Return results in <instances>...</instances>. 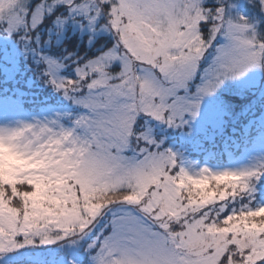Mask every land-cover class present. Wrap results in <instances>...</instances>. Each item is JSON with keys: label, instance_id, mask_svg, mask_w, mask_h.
<instances>
[{"label": "snow or ice", "instance_id": "obj_1", "mask_svg": "<svg viewBox=\"0 0 264 264\" xmlns=\"http://www.w3.org/2000/svg\"><path fill=\"white\" fill-rule=\"evenodd\" d=\"M0 0V32L32 45L46 83L85 109L74 128H0V255L89 237L91 264H264V206L226 212L260 169L189 174L147 117L175 127L227 79L264 67V40L204 0ZM113 36L91 54L44 56L39 27L58 7ZM264 12V0H259ZM68 17L57 15L53 23ZM226 43L201 61L216 36ZM68 64L74 76L58 75ZM199 77V82L196 79ZM194 91L190 92V88ZM74 94V95H73ZM75 129H79L78 134ZM133 143L135 147H133ZM132 149L134 155L124 153ZM15 158L27 161L19 167ZM96 230L93 232V230Z\"/></svg>", "mask_w": 264, "mask_h": 264}, {"label": "rangeland", "instance_id": "obj_2", "mask_svg": "<svg viewBox=\"0 0 264 264\" xmlns=\"http://www.w3.org/2000/svg\"><path fill=\"white\" fill-rule=\"evenodd\" d=\"M37 2L38 0H31L29 7L34 6ZM204 6L223 8L225 19L236 21L241 16L247 18V22L255 30L258 38L264 40V12L260 11L259 0H204ZM54 14L68 18L60 25L53 23L56 16L53 18L51 26L46 30L48 37L44 43L41 41L42 34H39V47L46 45L52 48L54 52L57 50L56 55L43 53L44 56L61 59L67 52H74L76 55L92 53L94 51L92 49L97 44L95 38L100 35L104 41L111 39L113 42L112 34L101 26L102 21L90 26L86 20L79 17L73 19L63 6H58L53 11L52 15ZM47 26L46 23L40 25L43 29ZM16 36V34L8 35L0 32V74L4 76L5 88H8L10 83L14 86L12 89L23 96L31 93L32 86L42 88L49 83H46L44 76L40 78L38 83L36 82L37 85L34 84L31 78H25V75L28 74L24 71L25 67L31 68L32 64L40 65L42 62L40 57L32 50V45L25 44L28 46L27 51L20 45L23 40L18 36L16 38ZM224 43H226V39L223 34L217 35L201 61L202 67L207 66L211 61L215 48ZM30 57L31 61L28 60ZM262 65H264V61H262ZM41 68H44V65H41ZM70 71L73 72V66L68 64L59 70L58 75L62 77L74 76V73ZM198 82L199 77L196 79V83ZM194 90V87L190 88V92ZM263 92L264 67L253 68L238 78L225 80L213 94L204 96L200 102L198 114L194 118L185 114L183 119L186 122L171 127L155 119L139 117L141 123L145 120L147 123L144 128H137V130L142 131L146 128L161 151L169 150L174 154L176 169L183 168L189 174H196L203 168H207L214 173L225 170L260 169L264 167V100L261 101L258 95H262ZM238 96L241 99L240 102L236 101ZM64 99L69 100L66 97ZM257 99L261 105L258 114L254 111ZM74 105L77 106L75 111H72V108L68 105H62L60 107H43L39 111L30 112L20 104L18 96L0 95V128L11 129L23 124L46 125L53 131H59L60 128H74L75 120L85 113V109L80 105L75 103ZM256 120H259V123L263 126V131H258L255 134L253 143L244 148L235 160H230L225 165L217 166L210 162H201L187 152V149H199L204 151L208 157L215 158V150L220 143H224V147L229 145L230 141L235 140L242 133L240 128L243 123L247 121L249 125ZM75 131L78 134L80 133L79 129H75ZM219 140L221 141L218 142ZM133 147H135L134 143ZM226 151H229L227 147ZM124 155L132 157L134 153L130 148ZM3 169L4 157L3 154H0V172ZM262 182H264V174L253 181V190L252 193H246L247 199L258 190V186ZM241 200V196L235 199V201H240V204H242ZM249 204L251 203L249 202ZM256 206H264V195L261 202H257L254 207ZM239 208L234 207L233 209L238 210ZM87 238L77 240L76 243L64 240L43 245L37 240L33 245H26L15 252L0 255V264L78 263V260L84 257L86 253L89 254L85 251L86 244L89 242ZM81 244H84L82 250H80ZM72 248L74 249L72 250ZM64 249H71L73 256L68 258L63 255L54 258V255L58 254V250ZM22 256L25 259L18 260ZM47 257L49 259L45 260ZM40 261H43V263Z\"/></svg>", "mask_w": 264, "mask_h": 264}, {"label": "trees", "instance_id": "obj_3", "mask_svg": "<svg viewBox=\"0 0 264 264\" xmlns=\"http://www.w3.org/2000/svg\"><path fill=\"white\" fill-rule=\"evenodd\" d=\"M55 16L56 15L54 14V15L51 16L52 18L50 16L45 17V21H46V24H48V26L46 28H44V29L41 28V27H39V29H38L39 34H42L41 41L43 43L46 41V39L48 37L47 33H46V30L48 29L49 26H51V21L53 20V18ZM17 36H16V38H17ZM100 36L95 38V41L97 42V44L95 45V47L92 50H98L101 46H109L112 43L111 39H108V40L104 41L102 39V37H100ZM102 41H104V42H102ZM25 44H26V42H24V41L20 42L21 47L28 51V46L25 45ZM38 51H40L41 54L48 53L50 55H56V51L57 50L54 52V51H52V48L47 47L46 45H41L40 47L37 48V52ZM87 54H91V53L88 52ZM38 57H40V56H38ZM28 60L31 61V57ZM41 65H43V63H40V65L32 64L31 68H26L25 67L24 71L28 72V74L25 75V78H27V79L31 78L34 81V84H36V82H38L40 80V78L42 76H44L43 75L44 68H41ZM44 91L47 92L49 95H51L52 98H60V96H61V92H55L52 89V86L49 85V84L44 86ZM263 93H262V95H258L261 98V101L264 100ZM25 97L26 98H39L40 97L35 85L32 86L31 93H27V95ZM237 98L238 99L236 101L240 102L241 101L240 97L238 96ZM259 107H261V105L259 104L258 99H257V104L255 106L256 109L254 110L255 113H257V114L260 113L259 112ZM241 122H243V121H241ZM247 125H248L247 121H246V123H243L241 125L240 130L242 131V133L239 136H237V138L235 140L230 141L229 145L224 147V143L223 144L220 143L218 145V147L216 148V150H215V158L214 157H210V162H212L215 165H223L224 163L228 162L231 158L236 156L237 152H239L241 150L242 146H244V145L246 146V145L250 144L251 141L253 140L255 134L260 129L255 124H249L248 126ZM259 126H261V125H259ZM220 141L221 140H219L218 142H220ZM226 147L229 149V151H226ZM204 153L205 152L203 151L198 156L201 161H203ZM192 154H195V153H192ZM263 195H264V182H262L258 186V190L255 193H253L252 195H250V197L248 199H247L246 193L241 194L242 204H240V201H229L228 205H227V208H226V211H231L234 207L235 208H239V207H242L243 205H246V204L248 206H250V207H254L257 202H261V200L263 198ZM249 202L251 204H249ZM93 232H95V231H93ZM57 252L58 253H60V252L62 253V250H58ZM60 255L61 254H58L57 256H60Z\"/></svg>", "mask_w": 264, "mask_h": 264}, {"label": "clouds", "instance_id": "obj_4", "mask_svg": "<svg viewBox=\"0 0 264 264\" xmlns=\"http://www.w3.org/2000/svg\"><path fill=\"white\" fill-rule=\"evenodd\" d=\"M0 154H3L4 159H7L6 149H4L2 146H0ZM15 159L17 160L19 167L21 168L27 167V161H24L23 159L20 158H15ZM4 178H6V173L3 169V171L0 172V180Z\"/></svg>", "mask_w": 264, "mask_h": 264}, {"label": "bare ground", "instance_id": "obj_5", "mask_svg": "<svg viewBox=\"0 0 264 264\" xmlns=\"http://www.w3.org/2000/svg\"><path fill=\"white\" fill-rule=\"evenodd\" d=\"M233 160H235V158Z\"/></svg>", "mask_w": 264, "mask_h": 264}]
</instances>
